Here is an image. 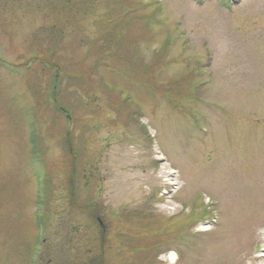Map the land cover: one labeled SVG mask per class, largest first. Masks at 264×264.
I'll list each match as a JSON object with an SVG mask.
<instances>
[{"label": "rangeland", "instance_id": "1", "mask_svg": "<svg viewBox=\"0 0 264 264\" xmlns=\"http://www.w3.org/2000/svg\"><path fill=\"white\" fill-rule=\"evenodd\" d=\"M263 250L264 0H0V264Z\"/></svg>", "mask_w": 264, "mask_h": 264}, {"label": "bare ground", "instance_id": "2", "mask_svg": "<svg viewBox=\"0 0 264 264\" xmlns=\"http://www.w3.org/2000/svg\"><path fill=\"white\" fill-rule=\"evenodd\" d=\"M167 206V205H166ZM169 206H171V205H168V207L167 208H171V207H169ZM167 208H164V209H167ZM172 208H176L175 206H173ZM263 253H264V251H263ZM263 255V254H262ZM174 257H175V254L174 253H170L169 254V260L171 261V263H172V261L174 260ZM262 257H264V256H262Z\"/></svg>", "mask_w": 264, "mask_h": 264}, {"label": "trees", "instance_id": "3", "mask_svg": "<svg viewBox=\"0 0 264 264\" xmlns=\"http://www.w3.org/2000/svg\"><path fill=\"white\" fill-rule=\"evenodd\" d=\"M54 105H55V108L58 110V105H56V103H54Z\"/></svg>", "mask_w": 264, "mask_h": 264}]
</instances>
